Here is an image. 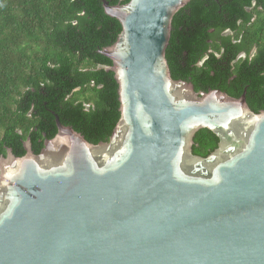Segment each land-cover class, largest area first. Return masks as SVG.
I'll list each match as a JSON object with an SVG mask.
<instances>
[{
    "label": "water",
    "instance_id": "water-1",
    "mask_svg": "<svg viewBox=\"0 0 264 264\" xmlns=\"http://www.w3.org/2000/svg\"><path fill=\"white\" fill-rule=\"evenodd\" d=\"M190 1L101 0L122 27L100 52L119 122L92 144L55 116L40 153L1 157L0 264H264V111L246 90L173 79L172 21ZM202 129L219 139L207 157Z\"/></svg>",
    "mask_w": 264,
    "mask_h": 264
},
{
    "label": "trees",
    "instance_id": "trees-1",
    "mask_svg": "<svg viewBox=\"0 0 264 264\" xmlns=\"http://www.w3.org/2000/svg\"><path fill=\"white\" fill-rule=\"evenodd\" d=\"M2 1L0 159L8 150L24 156L27 140L40 153L57 136L55 116L92 144L108 142L120 103L113 62L100 52L116 42L119 21L101 0ZM166 59L173 79L195 91L238 98L246 90L250 108L264 111V0H191L173 18ZM194 141L201 157L218 146L207 129Z\"/></svg>",
    "mask_w": 264,
    "mask_h": 264
},
{
    "label": "rangeland",
    "instance_id": "rangeland-1",
    "mask_svg": "<svg viewBox=\"0 0 264 264\" xmlns=\"http://www.w3.org/2000/svg\"><path fill=\"white\" fill-rule=\"evenodd\" d=\"M8 3H10L11 5H13V7H15V6H17L19 4V1L18 0H3L2 1V5H7ZM229 33L230 32H225L224 34L227 35ZM87 107H89V106H87Z\"/></svg>",
    "mask_w": 264,
    "mask_h": 264
},
{
    "label": "flooded vegetation",
    "instance_id": "flooded-vegetation-1",
    "mask_svg": "<svg viewBox=\"0 0 264 264\" xmlns=\"http://www.w3.org/2000/svg\"><path fill=\"white\" fill-rule=\"evenodd\" d=\"M242 56V55H241ZM218 143H219V139H218ZM25 144L30 145L31 146V142H29L28 140L25 142ZM195 144V141H194ZM218 147V146H217ZM32 148V147H31ZM194 154V153H193Z\"/></svg>",
    "mask_w": 264,
    "mask_h": 264
}]
</instances>
